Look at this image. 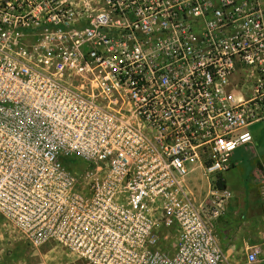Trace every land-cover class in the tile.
Returning <instances> with one entry per match:
<instances>
[{"label": "built area", "instance_id": "2783aa9c", "mask_svg": "<svg viewBox=\"0 0 264 264\" xmlns=\"http://www.w3.org/2000/svg\"><path fill=\"white\" fill-rule=\"evenodd\" d=\"M261 122L264 0H0V220L35 250L232 264L221 185Z\"/></svg>", "mask_w": 264, "mask_h": 264}, {"label": "rangeland", "instance_id": "374dc122", "mask_svg": "<svg viewBox=\"0 0 264 264\" xmlns=\"http://www.w3.org/2000/svg\"><path fill=\"white\" fill-rule=\"evenodd\" d=\"M250 132L253 135L254 141L251 146L242 147L236 151L233 155L234 168L231 171V175L226 181L232 188V191L236 194L231 195V200H251L261 201L262 215L259 217L258 209L251 208L250 211L245 210L242 215L235 217V219H227L224 214L220 217L216 227L217 240H223L226 236H230V233L224 234L227 229V223L230 222H247L256 223L261 225L264 229V122L256 124L250 128ZM210 183V182H209ZM198 205L202 203L207 196L210 195L208 191L203 190L198 192ZM242 216L244 218H242ZM222 222V223H221ZM226 241V240H225ZM263 241V240H262ZM259 242V241H258ZM252 243H257L252 240ZM231 245V244H230ZM256 245V244H255ZM55 246V245H54ZM19 247V250H18ZM58 247L63 251L65 259L70 264H85L79 261L75 256H72L63 248ZM15 251L11 255L4 257L7 251ZM245 251V249H244ZM238 258L240 255H237ZM63 256L54 257L53 254L47 255V253L39 254L32 248L25 240H23L17 232L11 227L7 226L4 221L0 220V262L5 264H39V263H60Z\"/></svg>", "mask_w": 264, "mask_h": 264}, {"label": "crops", "instance_id": "0c3cea01", "mask_svg": "<svg viewBox=\"0 0 264 264\" xmlns=\"http://www.w3.org/2000/svg\"><path fill=\"white\" fill-rule=\"evenodd\" d=\"M231 173L232 172L226 175V181H228ZM186 185L188 188V193L190 194V196H192V200H194L195 203H198L199 200L197 199L198 198L197 193L202 192L203 190L208 191L210 183L203 169L199 166H196L193 168L192 173L187 179ZM227 191L229 194L231 191L233 196L234 194H236L232 191V188L229 186V183H227ZM261 204H262L261 201L230 200L224 207V216L227 219H235V217H239L240 215H242V213L245 210L250 211L251 208H255L258 209L259 217H261L262 215ZM242 218L244 217L242 216ZM227 224H228L227 225L228 228L224 229L225 230L224 234L226 235L230 233V236L228 237L226 236L225 239L223 240L219 239L218 241L221 247L224 250L229 251V253L231 254L230 261L232 262V264H247L246 255L248 253V249L251 246H254L255 244L264 245V229L261 225V222H259L258 225H256V223L254 222L247 223L245 221L243 222L229 221ZM252 240H255V242L257 243H252ZM36 251L39 254L47 253V255H49L52 253L54 257L63 256L60 260V263L57 262L50 264H70L65 259V255H63V251L58 247H55L54 245H47L42 249ZM238 254L240 255L239 258L237 256ZM42 264H48V263H42ZM258 264H264V250H263V255L260 257V262Z\"/></svg>", "mask_w": 264, "mask_h": 264}, {"label": "trees", "instance_id": "16d2710c", "mask_svg": "<svg viewBox=\"0 0 264 264\" xmlns=\"http://www.w3.org/2000/svg\"><path fill=\"white\" fill-rule=\"evenodd\" d=\"M225 189H226V185L222 184L221 185V190H225ZM18 250H19V247H18ZM13 252H15V251H13V250L7 251L4 257H7V256L11 255V253H13ZM0 264H5V262H0Z\"/></svg>", "mask_w": 264, "mask_h": 264}]
</instances>
